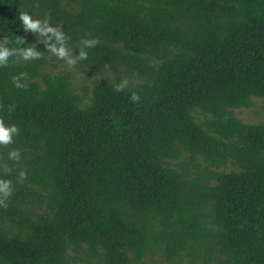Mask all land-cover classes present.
<instances>
[{"label":"trees","instance_id":"trees-1","mask_svg":"<svg viewBox=\"0 0 264 264\" xmlns=\"http://www.w3.org/2000/svg\"><path fill=\"white\" fill-rule=\"evenodd\" d=\"M21 12L58 20L73 56L98 38L76 65L111 76L85 104L69 75L38 80L41 56L0 66V118L19 128L0 145V264H264V122L234 112L264 98V0H0L10 49L36 43Z\"/></svg>","mask_w":264,"mask_h":264},{"label":"rangeland","instance_id":"rangeland-1","mask_svg":"<svg viewBox=\"0 0 264 264\" xmlns=\"http://www.w3.org/2000/svg\"><path fill=\"white\" fill-rule=\"evenodd\" d=\"M45 18H42L43 21ZM49 24L54 27H61V23L58 20H49ZM35 36V45L33 48L40 53V56L44 58L45 63L41 70V75L38 77L40 81L42 75L51 74H67L70 76L71 84L73 88L80 94L85 96V104L89 103V99L92 96V89L99 80L104 79L107 76H111V71L103 69H89V68H80L76 64L73 67H69L66 62L62 59H59L57 56L48 51L46 44L42 41L45 40L43 35L33 32ZM51 39L47 43H55V37L48 34ZM67 47L72 54V49L67 43ZM73 55V54H72ZM237 117L243 120L246 123H259L264 122V98L253 97L251 104L249 106H242L234 110ZM11 166H16L19 164V161L10 160ZM5 164H3L4 166ZM8 166V165H5ZM205 164H200V169L190 166V171L192 174H202V170L205 168ZM230 168L226 169L229 171ZM23 208L30 213L41 212L45 204L41 202L36 193H29L28 198L22 203ZM78 262L73 258H70L71 262L78 264H97V259L94 256H87L82 253L76 256ZM188 257L186 255L175 259L173 262H166L158 254H149L144 259V264H187Z\"/></svg>","mask_w":264,"mask_h":264},{"label":"clouds","instance_id":"clouds-1","mask_svg":"<svg viewBox=\"0 0 264 264\" xmlns=\"http://www.w3.org/2000/svg\"><path fill=\"white\" fill-rule=\"evenodd\" d=\"M51 17H46L43 21L39 18L33 19V17L27 12H21L19 15V20L22 23L25 32L32 31L43 35L45 40L42 41L46 44L48 51L62 59L66 62L69 67L75 66V64L80 60H86L88 58L87 48H93L99 43L98 38L92 39H81L82 47L79 50L78 55L73 56L67 47V40L69 39L61 27H54L49 24ZM55 37V43H47L51 37ZM23 41H17V43H22ZM8 43L7 39L0 42V66H7L9 58L11 56H17L23 58L24 60L38 59L40 58V53L33 47L27 49H10L6 47ZM26 73H21L20 76L13 77V82L16 87H23L20 83L21 78L26 77ZM129 86V81L127 79L122 80L120 83L115 85V91L117 93L124 91ZM131 101L134 103H139L140 96L138 93L133 92L130 97ZM9 108V111H12ZM19 134V128L15 124L6 125L3 118H0V145L8 146L12 144L13 137ZM9 158L15 161H19L20 152L18 149H13L9 152ZM6 171H8L6 169ZM27 178V173L24 170H20L18 173V182H22ZM13 187L12 181L6 179H0V207L7 208L8 200L12 195Z\"/></svg>","mask_w":264,"mask_h":264}]
</instances>
